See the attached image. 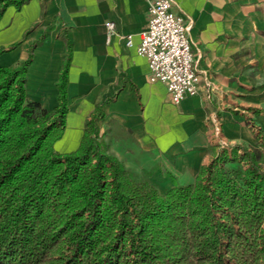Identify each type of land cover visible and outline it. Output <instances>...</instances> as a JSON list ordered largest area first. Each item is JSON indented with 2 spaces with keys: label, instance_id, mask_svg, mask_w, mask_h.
Masks as SVG:
<instances>
[{
  "label": "trees",
  "instance_id": "1",
  "mask_svg": "<svg viewBox=\"0 0 264 264\" xmlns=\"http://www.w3.org/2000/svg\"><path fill=\"white\" fill-rule=\"evenodd\" d=\"M27 1L0 0V17ZM45 35L24 58L0 65V264H264L258 133V147L214 144L193 181L163 193L107 151L94 122L99 104L79 147L59 153L67 37L57 105L46 109L25 95L32 48Z\"/></svg>",
  "mask_w": 264,
  "mask_h": 264
},
{
  "label": "crops",
  "instance_id": "2",
  "mask_svg": "<svg viewBox=\"0 0 264 264\" xmlns=\"http://www.w3.org/2000/svg\"><path fill=\"white\" fill-rule=\"evenodd\" d=\"M172 1L188 22L199 76L196 93L179 103L162 82L148 81L147 59L136 52L149 0H28L7 6L0 17V65L24 58L46 32L25 74L26 97L46 109L58 103L56 82L69 40L67 111L54 150L79 147L99 104L98 138L161 193L193 181L214 144L258 147V137L264 144V0Z\"/></svg>",
  "mask_w": 264,
  "mask_h": 264
},
{
  "label": "built area",
  "instance_id": "3",
  "mask_svg": "<svg viewBox=\"0 0 264 264\" xmlns=\"http://www.w3.org/2000/svg\"><path fill=\"white\" fill-rule=\"evenodd\" d=\"M106 25L111 30L114 27L112 21ZM187 27L186 17L174 10L172 0H149L147 24L135 46L136 52L147 59L148 81L162 82L173 103L197 91L199 76L193 66ZM123 37L125 45L131 46V34Z\"/></svg>",
  "mask_w": 264,
  "mask_h": 264
},
{
  "label": "rangeland",
  "instance_id": "4",
  "mask_svg": "<svg viewBox=\"0 0 264 264\" xmlns=\"http://www.w3.org/2000/svg\"><path fill=\"white\" fill-rule=\"evenodd\" d=\"M258 145H259V143H257ZM262 146H260V148H261ZM264 148V147H263ZM215 149H217L216 147H215ZM261 150H262V152H264L263 151V149L261 148ZM108 151V150H107ZM109 152V151H108ZM264 160V157H263V159H262V161ZM142 177H144V178H146L145 176H142ZM151 183V182H150Z\"/></svg>",
  "mask_w": 264,
  "mask_h": 264
}]
</instances>
